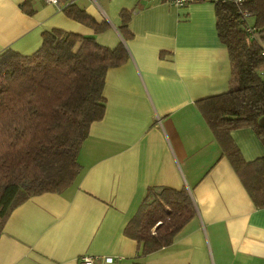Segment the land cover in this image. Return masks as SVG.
<instances>
[{
	"label": "crops",
	"instance_id": "crops-1",
	"mask_svg": "<svg viewBox=\"0 0 264 264\" xmlns=\"http://www.w3.org/2000/svg\"><path fill=\"white\" fill-rule=\"evenodd\" d=\"M0 0V53L28 55L42 33L93 35L128 58L106 71L105 111L81 143V171L59 193L32 196L16 207L0 235V264H131L138 247L124 226L149 187L185 188L194 216L171 244L144 264H264V208L254 206L230 161L195 106L228 89L231 64L216 32L214 4L177 7L163 0H74L107 28L94 33L45 0ZM130 12L123 39L121 11ZM242 157L264 156L251 128L231 131ZM113 258L112 263L102 262Z\"/></svg>",
	"mask_w": 264,
	"mask_h": 264
},
{
	"label": "trees",
	"instance_id": "trees-1",
	"mask_svg": "<svg viewBox=\"0 0 264 264\" xmlns=\"http://www.w3.org/2000/svg\"><path fill=\"white\" fill-rule=\"evenodd\" d=\"M33 12L29 1L20 5ZM216 32L226 47L231 74L228 89L195 101V106L220 144L253 204L264 208V156L242 157L231 131L251 128L264 145V0L241 5L214 3ZM63 12L94 33L107 28L75 4ZM130 12L121 11L118 31L123 39ZM128 58L123 42L110 47L93 35L61 29L42 33L40 47L23 55L0 53V235L12 211L32 196L59 193L81 171L78 153L91 123L103 117L106 71ZM185 188L149 187L145 198L124 226L136 241L131 264L171 244L194 216Z\"/></svg>",
	"mask_w": 264,
	"mask_h": 264
},
{
	"label": "built area",
	"instance_id": "built-area-1",
	"mask_svg": "<svg viewBox=\"0 0 264 264\" xmlns=\"http://www.w3.org/2000/svg\"><path fill=\"white\" fill-rule=\"evenodd\" d=\"M47 3L52 4L56 10L63 11V9L74 2V0H45ZM93 2H96V0H92ZM201 1H208L211 3H233L235 5H241L244 0H163V2L167 4H171L177 7H184L187 6L190 3L194 2H201ZM261 54L264 55V49H262ZM79 264H96V262L99 260L98 257H92L89 255H81L79 256ZM104 263H112L114 260L111 257H105L102 259Z\"/></svg>",
	"mask_w": 264,
	"mask_h": 264
},
{
	"label": "water",
	"instance_id": "water-1",
	"mask_svg": "<svg viewBox=\"0 0 264 264\" xmlns=\"http://www.w3.org/2000/svg\"><path fill=\"white\" fill-rule=\"evenodd\" d=\"M259 123L262 124V125H264V118H261V119L259 120Z\"/></svg>",
	"mask_w": 264,
	"mask_h": 264
}]
</instances>
